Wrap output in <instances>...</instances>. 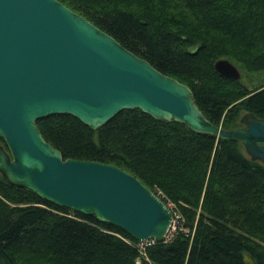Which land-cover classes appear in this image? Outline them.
I'll list each match as a JSON object with an SVG mask.
<instances>
[{"label": "trees", "instance_id": "trees-1", "mask_svg": "<svg viewBox=\"0 0 264 264\" xmlns=\"http://www.w3.org/2000/svg\"><path fill=\"white\" fill-rule=\"evenodd\" d=\"M58 1L187 85L214 125L239 128L242 113L264 119V87L250 91L215 71L219 60L264 71V0ZM36 125L64 160L135 176L178 207L188 232L146 246L145 259L141 243L122 229L59 208L0 173V264H245L246 253L264 264V166L240 142L138 109L98 130L71 115Z\"/></svg>", "mask_w": 264, "mask_h": 264}, {"label": "water", "instance_id": "water-1", "mask_svg": "<svg viewBox=\"0 0 264 264\" xmlns=\"http://www.w3.org/2000/svg\"><path fill=\"white\" fill-rule=\"evenodd\" d=\"M215 71L241 80L219 60ZM179 122L197 134L240 142L264 166V119L252 113L240 127L211 123L191 89L156 70L58 0H0V173L9 184L59 208L122 229L140 243L162 242L173 211L135 176L108 164L67 159L36 123L71 115L92 130L124 110ZM245 264H257L244 254Z\"/></svg>", "mask_w": 264, "mask_h": 264}, {"label": "rangeland", "instance_id": "rangeland-1", "mask_svg": "<svg viewBox=\"0 0 264 264\" xmlns=\"http://www.w3.org/2000/svg\"><path fill=\"white\" fill-rule=\"evenodd\" d=\"M239 70L241 72L240 82L246 89H248L250 91H256V90L264 87V71L250 72V71H247L246 69H242V68H239ZM236 104L237 103H235L234 105H236ZM244 114L245 113H242L241 117ZM239 126H240V124H239ZM0 146L6 147L5 144H2V143H0ZM243 152L246 154L244 147H243ZM168 206L170 207V209H172V211L174 213L175 224H174L173 228L170 229V231H169V233L165 239L167 241L169 239L177 236L181 232H188L187 229L183 228V225L186 224V220H185L184 216L182 215V213L180 212V210L178 209V207L174 206L173 204H170ZM139 247L141 249L142 256L145 257V255H144L145 249L142 250L143 247L141 245ZM145 259H146V257H145Z\"/></svg>", "mask_w": 264, "mask_h": 264}, {"label": "built area", "instance_id": "built-area-1", "mask_svg": "<svg viewBox=\"0 0 264 264\" xmlns=\"http://www.w3.org/2000/svg\"><path fill=\"white\" fill-rule=\"evenodd\" d=\"M168 207H169V206H168ZM174 224H175V222L173 221L172 228H173ZM164 241H167V240H164ZM154 242H155V241H149V242H147V243H141L140 245L143 247L142 250H144V249L146 248V246H150V245L154 244ZM144 255H145V250H144Z\"/></svg>", "mask_w": 264, "mask_h": 264}]
</instances>
